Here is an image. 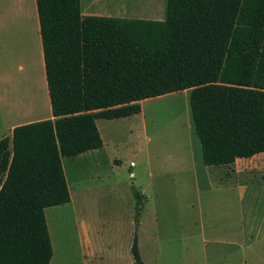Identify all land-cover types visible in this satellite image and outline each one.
<instances>
[{
	"label": "trees",
	"instance_id": "obj_1",
	"mask_svg": "<svg viewBox=\"0 0 264 264\" xmlns=\"http://www.w3.org/2000/svg\"><path fill=\"white\" fill-rule=\"evenodd\" d=\"M51 118L0 139V264H51L48 207L71 202L63 157L104 145L98 119L189 91L206 166L264 153V0H166L164 20L37 0ZM133 264L146 195L132 188Z\"/></svg>",
	"mask_w": 264,
	"mask_h": 264
},
{
	"label": "rangeland",
	"instance_id": "obj_2",
	"mask_svg": "<svg viewBox=\"0 0 264 264\" xmlns=\"http://www.w3.org/2000/svg\"><path fill=\"white\" fill-rule=\"evenodd\" d=\"M163 3L166 9V0H82L83 7L93 6L101 14H115L119 8L130 18L155 17ZM28 13L27 0H0V22L2 16L11 19L19 14L24 19ZM29 52L23 47L21 54L13 57L3 55L0 48V138L13 125L52 116L43 59ZM20 63L28 66L27 70L18 71ZM11 73L20 77L18 84L10 85ZM190 93L142 100V111L128 119H98L105 149L94 155L95 160L86 155L63 159L73 200L46 209L54 248L51 264H133V186L147 195L139 227L145 264H238L241 259L242 264H264V242L256 250L260 255L255 251L251 256L249 251L248 258H242L244 252L238 246L191 244L190 211L179 196L184 188L190 191L187 185L182 189L185 175L180 167L190 159L189 148L199 145ZM113 155L122 158L116 156L115 165ZM90 161L97 164L93 167ZM94 170L101 177L96 184L91 180ZM253 172L237 175L235 167L226 166L217 176L226 181H253L248 184V194L257 202L254 222L261 227L264 179L260 170ZM192 187L190 184L191 191Z\"/></svg>",
	"mask_w": 264,
	"mask_h": 264
},
{
	"label": "crops",
	"instance_id": "obj_3",
	"mask_svg": "<svg viewBox=\"0 0 264 264\" xmlns=\"http://www.w3.org/2000/svg\"><path fill=\"white\" fill-rule=\"evenodd\" d=\"M27 1L29 3V13L27 15H24L23 17L24 19H21L22 17H20L19 14L17 16L11 17V19L10 18L5 19L4 16L1 17L2 18L0 22L2 26V34H0L2 35V39L0 40L1 52L3 53V55L9 54L10 56L14 57V55L17 56L21 54L23 47L28 48V50L30 51L29 54L31 56L32 55L37 56L38 54L41 55L43 59L42 64L43 67L45 68L44 48H43V40L41 35V26H40L39 12L37 7V0H27ZM164 6L165 3H163V8L161 11L159 10L156 11L154 15L155 17L140 15L138 18L164 20L166 17V12H165L166 9ZM82 10L84 15H107V16H115V17H126V15H124L119 8L116 9L117 11H115V14H111V13L101 14L98 11H96L93 6L90 5L85 7L82 6ZM5 27H8V29ZM6 31L8 32V36L5 35L7 34ZM32 62L33 61L31 60L30 63ZM27 67L22 63L18 64L17 66L18 71L20 72L27 70ZM14 75L15 74H12L11 77L9 78V83L11 86L13 82H15V85L18 84V80L20 78ZM47 88H48V83H47ZM48 93H49V89H48ZM140 103H142V101ZM132 116L117 118V119H128L129 117ZM51 117H53V115ZM108 120H113V119H108ZM29 122H33V121L29 119L26 123ZM21 124H25V123H20L18 125ZM18 125H13L10 129H8L7 133H4V135L1 136L0 139H2L7 135H11L13 129ZM103 141H104V145L102 147L87 150L73 157L86 155L94 158L95 154L97 155L99 152L105 149L104 147L106 143L104 139ZM123 149H127V148H123ZM129 149L131 151L134 148H129ZM189 149H190L189 150L190 159L185 165H182L180 169L182 170V174L184 173L185 175V177L182 178V182H181L182 189L183 186L187 185V188L190 191H187L184 188L183 192L179 196L183 202V205L185 204L186 209H189L190 211L189 217L191 219L190 220L191 226L189 229V238L192 240L191 244H194V242L196 241H201L204 243L212 242L216 245L225 246L226 248L230 246H238L239 249L244 252V254L242 255L244 257L242 258H248L247 252L249 251L251 256L254 255L255 251L257 250L258 244L264 242V220L262 221L263 223H261V227L257 225L256 223L257 221L254 222V209L257 202H254V197L251 196V194H248L249 193L248 184L253 181L252 180L240 181L238 178L230 179L226 181L225 179L218 177L217 173L219 169L226 166H215V167L206 166L203 160V152H202L200 140L197 148H189ZM116 156L118 155L112 156V163L114 165H115L114 158ZM64 158L65 157H63V159ZM90 162L91 165H93V167L94 164L95 165L97 164L94 161H90ZM131 164L135 165V161H132ZM229 166L235 167V173L237 175L245 174L246 176V173L252 174L254 173L253 170L255 171L260 170L263 173L262 179H264V153L257 154L250 158H238L235 161V163ZM250 168L253 170H251ZM131 175L135 176V172H132ZM91 180L93 184H96V182L98 183L101 180L99 173H97L95 170L91 174ZM190 184H192L193 186L192 191L190 188ZM71 198L72 201L73 196H71ZM255 199H257V197H255ZM261 200L263 201L261 210L264 213V193H262ZM134 204H135V200H134ZM245 210L248 211L246 212ZM157 216L158 215L156 213V217ZM141 221H142V215H141ZM156 222H157V218H156ZM141 224L142 222L140 223V226ZM256 252L260 255L258 251ZM238 264H242V259L239 261Z\"/></svg>",
	"mask_w": 264,
	"mask_h": 264
}]
</instances>
